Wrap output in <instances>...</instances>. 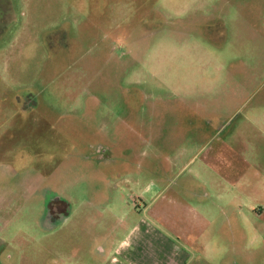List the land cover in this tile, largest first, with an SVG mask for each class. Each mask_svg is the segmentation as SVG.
Returning <instances> with one entry per match:
<instances>
[{"label":"rangeland","instance_id":"374dc122","mask_svg":"<svg viewBox=\"0 0 264 264\" xmlns=\"http://www.w3.org/2000/svg\"><path fill=\"white\" fill-rule=\"evenodd\" d=\"M140 219L264 264V0H0L4 264H98Z\"/></svg>","mask_w":264,"mask_h":264},{"label":"crops","instance_id":"0c3cea01","mask_svg":"<svg viewBox=\"0 0 264 264\" xmlns=\"http://www.w3.org/2000/svg\"><path fill=\"white\" fill-rule=\"evenodd\" d=\"M153 202L145 209L149 210ZM161 229L152 219H140L127 228L121 239L100 250L98 264H185L190 255L177 248L173 239L164 237ZM2 243L0 239V248ZM2 255L0 250V264H4Z\"/></svg>","mask_w":264,"mask_h":264}]
</instances>
